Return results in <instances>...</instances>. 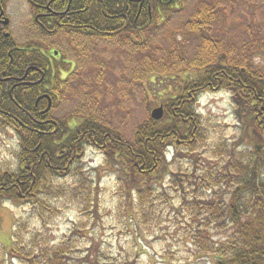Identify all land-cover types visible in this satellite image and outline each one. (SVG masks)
<instances>
[{
	"label": "trees",
	"instance_id": "1",
	"mask_svg": "<svg viewBox=\"0 0 264 264\" xmlns=\"http://www.w3.org/2000/svg\"><path fill=\"white\" fill-rule=\"evenodd\" d=\"M25 1L37 37L19 43L0 34V58L5 61L0 73L20 76L26 67L28 81L39 74L43 79L40 86L28 88L26 98L11 85L3 91L0 135L13 132L18 145L10 150L16 154V168H0V207L28 206L34 230L27 229V220L16 219L12 245L1 251L0 264H137L140 253L146 254L140 246L125 256L99 252V228L86 231L83 221H73L59 241L50 239L48 228L67 202L88 220L99 212L98 187L83 171L88 149L100 152L105 170L114 175V209L117 216L122 214L119 221L127 218L124 227L131 220L135 229L141 222L153 225L171 212L173 227L185 226L181 235L188 256L182 264H264L262 29L255 34L245 28L236 34L239 41L224 44L216 30L220 10L199 4L186 16L187 0ZM7 2L0 0L2 9ZM175 17L181 21L173 33L168 26H174ZM158 28L169 48L153 54L154 49L161 51L158 42L155 48L150 45ZM60 34L95 45L105 41L130 47L127 55L123 47L115 50L122 51L119 79L129 76L131 84L137 82L147 110L151 108L132 130L113 126L104 106L107 91L102 90L85 111L55 115L65 79L80 64L43 42ZM17 47L25 60L19 51L15 54ZM104 53L91 54L98 69L91 78L96 75L93 79L98 78L101 87L114 70L108 71L110 64L103 68L104 57L97 66V55ZM257 59L263 64H256ZM219 92L229 95L240 126L230 144L212 137L210 123L197 111L201 95ZM160 106L163 115L153 120L151 112Z\"/></svg>",
	"mask_w": 264,
	"mask_h": 264
},
{
	"label": "rangeland",
	"instance_id": "2",
	"mask_svg": "<svg viewBox=\"0 0 264 264\" xmlns=\"http://www.w3.org/2000/svg\"><path fill=\"white\" fill-rule=\"evenodd\" d=\"M186 3L187 6L184 12L186 16L195 13L199 9V4L212 5L215 10H220L221 16L216 30L219 29V37L223 39L224 44H227V42L235 44L236 41H239L236 34L239 36L238 32H243L245 28H252L255 34H258L261 28L264 33V0H187ZM4 11L6 18H8V25L5 31L11 35V38L22 43L23 40L26 41L37 37V31L32 26L29 5L25 0H8ZM184 14L182 15L183 18ZM173 19L172 23L174 26L172 28L168 26V29L174 33L176 28H179V26L175 25L180 23L181 17ZM162 30L158 28L153 35L154 40L150 45L155 48V44L158 42L161 49L160 52L158 49H154L155 51H152L154 52L153 54L163 53L169 48L168 43L165 42V37L161 35ZM71 38L73 37L60 34L56 39L51 38L52 41L48 39L43 41L46 45L66 53V59L76 58L78 64L80 63L76 72H73L72 76L65 79V93L59 103L61 106L55 111V115L61 116L77 109L83 112L86 110V105L88 107L93 95L99 97L102 91H107V93H103L104 99L107 98L104 106L106 112L110 115L109 119L113 122V126L122 130H132L136 122L143 119L146 111L148 113L151 108L147 110V101L142 97L141 88L137 85V82L131 84L130 81L132 79L129 76L124 77V81L119 79L120 64L123 62L122 56L120 58L121 52L124 51L127 55L130 47L114 42L109 44L105 43V41H97L95 45L89 40ZM121 47L124 48L122 51H115ZM93 51L105 52L99 57L97 55L96 64L98 67H100V61L103 60L101 57H104L103 68L104 65L106 68L110 64L111 70H108L110 72L114 67L113 72H111L110 82L103 87L98 82V78L93 79L96 75L91 78L92 74H97L98 72V69L93 68L91 62L94 61L91 55ZM59 62L58 60L55 61L58 64ZM255 63L260 65L263 64V61L257 59ZM93 70L96 73H93ZM94 83L97 84L94 86ZM197 111L204 121L210 123L211 130L209 132L212 133V137H221L227 144H230V140L240 133V126L237 127L230 97L226 93H206L201 95L198 99ZM17 145L13 132L9 135H0V168L2 170L5 168L14 170L16 168V154L10 153V150H17ZM167 160H170V155L167 156ZM83 166L84 174L92 178L93 182L96 183L94 187H98L99 212H97V216L91 214V218L88 220L84 215L79 214L74 206H70V202H67L65 206L61 207L63 210L60 215L52 220L48 228L51 240L54 242L59 241L73 221H83L87 225L86 231L93 229L97 232L99 228L101 243L96 245V249L107 256L134 254L135 246H140L146 254L140 253L135 260L137 264H182V262L186 261L188 254L184 246L188 245L185 243L187 240L181 235L185 226L174 228L171 223V212L164 214L165 218L160 219L156 224L153 222V225L148 224V222H144V224L141 222L140 227L135 229L134 225H130L132 223L131 220L128 223V227H124L122 221L126 223L127 218L119 221L122 218V214L117 216V211L115 212L114 209L116 203L115 195L118 189L117 183L113 173L105 170L103 155L100 152L88 149L83 158ZM65 183L68 184L69 182L65 181ZM163 188L166 190V187ZM168 194L171 197L170 192ZM159 197L161 200L162 198L164 200L167 199L166 196H161V194H159ZM29 212L28 206H22L21 210L11 206V204H3L0 207V253L3 250L6 253L12 245L13 223L16 219L27 220V229L30 231L34 230V224L28 219ZM96 226L98 227L95 228ZM161 228L162 231H160ZM84 247L81 246L82 249ZM79 257L81 258L82 256ZM129 260H132V258ZM4 264L10 263L6 261ZM12 264L17 263L12 262Z\"/></svg>",
	"mask_w": 264,
	"mask_h": 264
},
{
	"label": "flooded vegetation",
	"instance_id": "3",
	"mask_svg": "<svg viewBox=\"0 0 264 264\" xmlns=\"http://www.w3.org/2000/svg\"><path fill=\"white\" fill-rule=\"evenodd\" d=\"M5 19H6V13L4 9H2L1 4H0V34L4 38H11V35L5 31V28L7 27V25L5 26L2 23ZM17 51H19L21 55H23V60H25V53L21 52L19 47L15 48V54L17 53ZM4 62L5 61L0 58V70L2 69L1 66L2 64H4ZM27 72L28 70L25 67L23 70L20 71L21 75L23 74L22 76L21 75L20 76H4L2 73H0V106L5 102L3 91L6 89V86L11 85L10 87H14L11 89L16 88L15 89L16 91L17 89L21 90L22 91L21 94L23 95L24 98H26L27 90L29 87H31L32 85L40 86L43 76L39 74V77L37 80L33 81V79H31L30 81H28ZM11 89H9L8 91H11Z\"/></svg>",
	"mask_w": 264,
	"mask_h": 264
},
{
	"label": "water",
	"instance_id": "4",
	"mask_svg": "<svg viewBox=\"0 0 264 264\" xmlns=\"http://www.w3.org/2000/svg\"><path fill=\"white\" fill-rule=\"evenodd\" d=\"M2 23L3 25H7L8 20L5 19ZM162 115H163V108L160 106L158 108L153 109L150 116L153 120H159L162 117Z\"/></svg>",
	"mask_w": 264,
	"mask_h": 264
}]
</instances>
